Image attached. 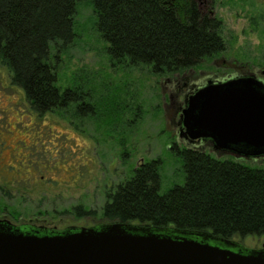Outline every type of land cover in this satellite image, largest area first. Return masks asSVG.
<instances>
[{"label": "rangeland", "instance_id": "obj_1", "mask_svg": "<svg viewBox=\"0 0 264 264\" xmlns=\"http://www.w3.org/2000/svg\"><path fill=\"white\" fill-rule=\"evenodd\" d=\"M199 2L221 19L226 49L169 76L156 75L146 65H113L95 28L92 6L87 1L79 4L77 36L61 54L60 66L66 78L90 87L98 105L97 119L72 124L57 113L33 114L24 93L13 86L9 71L0 64V187L13 195L0 193L7 206L0 215L11 217L9 208L15 209L23 220H38L33 222L59 230L106 224L99 216L78 218L73 207L83 204L100 213L105 190L158 157L163 159L162 192L183 183L182 165L173 149L184 140L179 138L178 121L187 89L208 77L229 79L252 72L264 76V0ZM135 119L139 122L132 128ZM119 133H125L123 144ZM206 152L264 168V156L237 158L211 144ZM234 240L261 248L264 235Z\"/></svg>", "mask_w": 264, "mask_h": 264}, {"label": "trees", "instance_id": "obj_2", "mask_svg": "<svg viewBox=\"0 0 264 264\" xmlns=\"http://www.w3.org/2000/svg\"><path fill=\"white\" fill-rule=\"evenodd\" d=\"M85 1L93 8L95 28L115 66L146 65L156 75L169 76L226 49L221 19L202 8L199 0H0V64L37 116L57 113L72 124L97 119L90 87L66 78L60 66L61 54L77 36L76 14ZM138 122L135 119L132 128ZM124 134L119 133L122 144ZM173 150L182 165L183 183L162 192L163 159H149L104 191L100 213L83 204L72 213L78 218L99 216L106 223L210 232L225 239L264 235L263 167L178 143ZM0 191L13 197L5 187ZM3 196L0 210L7 208ZM9 214L0 218L32 225L15 209L9 208ZM41 225L45 224L37 228L44 232Z\"/></svg>", "mask_w": 264, "mask_h": 264}, {"label": "water", "instance_id": "obj_3", "mask_svg": "<svg viewBox=\"0 0 264 264\" xmlns=\"http://www.w3.org/2000/svg\"><path fill=\"white\" fill-rule=\"evenodd\" d=\"M200 85L185 100L179 138H210L216 151L237 158L264 156V81L246 75ZM33 221L27 227L0 218V264H264V243L248 248L223 238L220 246L205 242L210 232L121 222L41 225L42 232Z\"/></svg>", "mask_w": 264, "mask_h": 264}, {"label": "flooded vegetation", "instance_id": "obj_4", "mask_svg": "<svg viewBox=\"0 0 264 264\" xmlns=\"http://www.w3.org/2000/svg\"><path fill=\"white\" fill-rule=\"evenodd\" d=\"M248 75H255L257 78H259L262 81H264L263 74L260 75V74H258V72H252L251 74H248ZM240 76H246V75H240ZM209 79H217V78L208 77L207 79H204L203 82H199V83H196V84L199 85V86H201L200 84L205 85ZM185 84H187V83L185 82ZM194 89H196L195 84H193L191 86V88L187 89L186 93L184 94V103H183V105H180V107H179L181 109V112H182L183 107L185 106L186 98L190 95L191 91L194 90ZM181 112H180V117H179V121H178L179 129L181 128V124H179L180 119H181ZM183 139L184 140L182 142V146H185L187 148L197 149V150H200V151H203V152L206 151L207 144H211L213 146V141L210 138L198 139V140H195V141H191V140L185 139V138H183ZM224 240L225 239H223L221 237H218V236H215L213 234V236L208 238L207 240H205V242H209L211 244H217V245H220V246H226ZM230 248H232V247H230Z\"/></svg>", "mask_w": 264, "mask_h": 264}]
</instances>
